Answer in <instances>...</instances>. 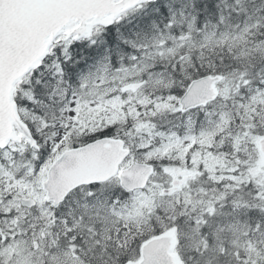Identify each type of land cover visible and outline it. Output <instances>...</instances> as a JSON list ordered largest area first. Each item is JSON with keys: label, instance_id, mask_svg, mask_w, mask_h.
Listing matches in <instances>:
<instances>
[{"label": "snow or ice", "instance_id": "1", "mask_svg": "<svg viewBox=\"0 0 264 264\" xmlns=\"http://www.w3.org/2000/svg\"><path fill=\"white\" fill-rule=\"evenodd\" d=\"M0 264H264V0H0Z\"/></svg>", "mask_w": 264, "mask_h": 264}]
</instances>
